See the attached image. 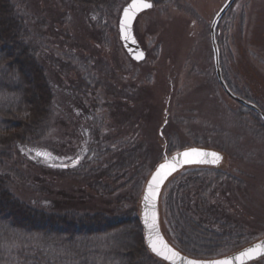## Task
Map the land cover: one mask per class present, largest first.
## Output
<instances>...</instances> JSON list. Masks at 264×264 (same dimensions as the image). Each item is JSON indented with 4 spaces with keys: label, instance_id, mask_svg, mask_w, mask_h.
Masks as SVG:
<instances>
[{
    "label": "rangeland",
    "instance_id": "1",
    "mask_svg": "<svg viewBox=\"0 0 264 264\" xmlns=\"http://www.w3.org/2000/svg\"><path fill=\"white\" fill-rule=\"evenodd\" d=\"M11 1L27 20L55 99L50 131L32 145L43 148L37 163L17 153L0 167L19 201L56 214L128 212L137 205L131 187L113 186L109 196L87 185L76 163L82 145L102 137L107 148L121 139L144 145L151 168L145 184L172 151L209 146L224 157L216 168L239 182L207 191L210 203L264 236V131L219 85L210 46V24L226 0H152L154 9L134 28L147 53L142 63L131 60L120 40L119 18L130 0L101 13L83 0ZM235 3L220 27L223 73L237 94L264 111V0Z\"/></svg>",
    "mask_w": 264,
    "mask_h": 264
},
{
    "label": "trees",
    "instance_id": "2",
    "mask_svg": "<svg viewBox=\"0 0 264 264\" xmlns=\"http://www.w3.org/2000/svg\"><path fill=\"white\" fill-rule=\"evenodd\" d=\"M115 1L83 0L80 4H91L101 13L113 10ZM11 2L0 0V167L4 160L13 161L17 153L37 163L35 153L43 148L35 150L32 145L50 131L55 100L38 49L32 45L27 20ZM243 111L258 117L246 107ZM257 120L260 124L255 126L264 131V122L260 117ZM92 141L82 145L76 161L85 169L81 172H85L87 185L106 190L109 196L114 193L113 186L125 190L131 187L136 207L115 214H56L19 201L9 191V177L0 174V264H165L146 248L139 217L138 198L151 172L146 147L137 146L134 140L121 139L118 145L109 138L110 148L103 146L105 137ZM106 162L110 165L103 169ZM100 174L110 180L109 186L98 179ZM228 182L239 183L217 168H185L166 183L160 194L161 226L188 256L217 258L259 240L257 229L238 223L210 203V194Z\"/></svg>",
    "mask_w": 264,
    "mask_h": 264
},
{
    "label": "water",
    "instance_id": "3",
    "mask_svg": "<svg viewBox=\"0 0 264 264\" xmlns=\"http://www.w3.org/2000/svg\"><path fill=\"white\" fill-rule=\"evenodd\" d=\"M236 0H227L225 3H223L224 5L220 8V10L216 13L215 17L213 18L212 22H211V29H210V35H211V46H212V50H213V56H214V61H215V69H216V77L218 78V81L220 83V85L222 86L223 90L225 91V93L234 101H236L237 103L241 104L242 106L254 111L256 114L259 115V117H261V119L264 121V111L256 106V104L254 105V103L244 99L243 97H239L237 94H235L230 87H228V84L226 83L224 77H223V71H222V67H221V54H220V47L218 46V39H217V29H218V24H220L221 20L223 19V17L225 16V13H227V11L233 6L234 2ZM132 2V0L125 6V8L128 7V5ZM146 3H151L152 7L149 9H144L140 12H138L136 14L135 19L132 22V27L130 30V38L128 40H125L123 38L124 36V31L121 28V24L123 21V13H124V9L122 10L121 13V17L119 18V33H120V40L122 42V45L127 53V55L131 58V60H134L135 62H144L145 59H147V53L145 50H143V48L141 47L140 43L138 42V40L136 39V35H135V30L133 29L135 26V23L137 21V17H139L142 13L148 12L150 10H153L155 7V4L153 1L151 0H145ZM142 54V55H141ZM195 149H198L200 151H204V152H214L217 153L220 157L221 160H219L217 163L215 164H185V163H181L180 165H178L174 171L171 172V174H169L164 181L161 183L158 194H157V198L155 201V210H156V216H157V225H158V231L160 233V237L164 240V242L170 247L172 248L174 251L178 252L180 254L181 258H186V259H193V260H199V261H213V260H224V259H233L238 256L241 252L252 248L256 245L259 244H264V237L261 238L260 240L238 250L235 251L231 254H227L225 256H220L217 258H211V259H201V258H196V257H192V256H188L187 254H184L183 252H181L180 250H178L174 245H172L168 239L166 238L163 230H162V226L161 225V218H160V197L162 194V191L166 185V183H168V181L177 174V172L181 171L182 169L185 168H192V167H210V168H216L220 165L223 164L224 162V157L223 155H221L219 152H217L216 150H212V149H204L201 147H192ZM191 149V148H186L184 150H180L177 151L176 153L170 155V156H166L165 158L168 161H171L173 157H176L177 159L182 160V157L179 155L180 153H183L184 151ZM211 159V158H210ZM165 161V159H164ZM164 162H161L160 164H162ZM160 164L155 168L154 172L151 174V176L149 177L147 183L145 184V189L143 192V197H142V201H141V213H140V219H141V223H142V227L144 228V237H145V244H146V248H148V250L151 252V254L157 258L160 261L165 262L166 264H171L170 261L164 260L162 257L157 256L155 253H153L150 249V247L148 246V229L145 227L144 224V213H145V204H144V196L147 193V189H148V185L149 183L152 181L153 176L155 175L157 169L159 168ZM264 258V255H260V254H253V258H244V264H252L253 262H257L261 259ZM179 264H184V259H181L179 261ZM234 264H241L240 261H235L234 260Z\"/></svg>",
    "mask_w": 264,
    "mask_h": 264
},
{
    "label": "snow or ice",
    "instance_id": "4",
    "mask_svg": "<svg viewBox=\"0 0 264 264\" xmlns=\"http://www.w3.org/2000/svg\"><path fill=\"white\" fill-rule=\"evenodd\" d=\"M152 7L151 3H146L145 0H132L127 8L124 9L123 21L121 28L124 31L123 38L128 40L130 38V30L132 22L136 17V14L144 9ZM142 55V54H141ZM41 155V153H37ZM47 155V154H44ZM182 160L173 157L171 161L165 158L164 163L160 164L152 181L148 185L147 193L144 196L145 213H144V224L148 229V246L151 251L157 256L162 257L164 260L170 261L171 264H179L181 259H184V264H234L235 261H240L244 264V258H253V254L264 255V244L256 245L241 252L238 256L233 259L224 260H213V261H199L193 259L181 258L180 254L170 248L164 240L160 237L157 225V216L155 210V201L160 188L161 183L164 179L171 174L175 168L181 163L185 164H215L221 157L214 152H204L195 148L188 149L183 153L179 154ZM211 158V159H210Z\"/></svg>",
    "mask_w": 264,
    "mask_h": 264
}]
</instances>
